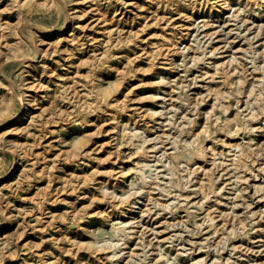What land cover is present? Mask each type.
Listing matches in <instances>:
<instances>
[{
	"label": "bare ground",
	"instance_id": "bare-ground-1",
	"mask_svg": "<svg viewBox=\"0 0 264 264\" xmlns=\"http://www.w3.org/2000/svg\"><path fill=\"white\" fill-rule=\"evenodd\" d=\"M37 1L39 0H5V6L0 8V142L4 141L5 145L3 146L13 155L12 165L5 167V162L2 157L3 152L5 154V150L3 151L1 149L3 146L0 144V227L6 228L15 221L17 228H19L18 238H9L7 234H2V237H0V264H7L8 258L12 261L9 264H61L59 262V254L63 249L62 238L69 239L72 242V245L65 250L69 252L70 258H72V256L76 258L74 264L80 262L81 264H133L134 262L138 264L135 257L140 253L134 250L137 246L130 250H125V248L130 246L129 243H132V238L135 239L140 237L141 234H135L136 227L143 221L144 217L149 216L152 211L151 207L148 206L149 203L154 202L160 205V208L163 210L169 209L170 207L167 200H161L162 196L154 195V193L157 192L155 189L159 188L161 193L170 194L171 191L166 187L168 183L170 187L182 189L173 183L172 178H169L165 186L159 185L160 180L158 177L160 176V171H163L162 175L164 176L170 173L168 171H172L171 173L174 174L176 166L178 165L177 162L182 160L187 164H195L199 166L198 168L203 167L202 164L208 159L212 162H217V157H221L222 163H225V159H227L226 156L232 154L230 158L231 162L227 164L234 169L235 173H233V175L236 180L239 181L241 177L247 179L246 175L240 174L239 168L248 166V158L255 155H264V150L258 141H253V137H250L249 141L245 144L235 142L234 139L237 138V132L235 130L237 129L228 130L227 126L229 123H226L222 128L226 131V136L222 138L221 143L223 147L226 145L225 147L229 150L222 151L220 154H218L219 152L217 153L215 145H208V141H213V137L212 133L204 127L193 130L192 136L194 137L192 140H180L176 137L169 147L164 141L165 138L169 137L171 134L170 128L167 126H173L175 122L168 117V115L164 116V120L166 119L165 122L159 119L162 115L168 113V108L175 107L176 102L173 95L167 97L159 93L150 94L160 101L159 106H161V108L153 109L152 107H144L142 114L135 115L137 110L143 107V105H137L139 103L138 99L142 96H138V93H135L136 85L132 84L129 86L125 84L124 78L119 75L121 70L120 66L114 69L113 80L109 81L106 85L103 83V75L108 69H111V65L115 58H124V65H122V67H126V64L131 63L135 57V53H137L135 45L141 44V40L147 38L143 33L147 29V26L149 24L160 25L161 22H159L157 18L151 23L146 21L134 30L132 27L127 31V34L119 33V27H105V29H107L106 33H104V29L101 32L103 35H106L105 37L107 39L102 41L101 47L93 49V52L90 54L81 55L72 60V62H80L86 67L87 71L81 72L75 69L73 72L69 73L62 71L66 68L60 61H57L55 66H49L43 58L48 57L49 54L60 52L57 50V45L59 43L72 44L79 50L84 48V42L80 41V33L84 31L87 24L76 25V22L82 15L88 12V9H84L83 12L79 13L77 5L78 3H85L89 0L41 1V3L48 2L50 4H55L59 11L64 10V12H67L63 26L57 30H46V28L43 27L44 25L41 26L37 22L25 17L22 8ZM248 1L259 3L260 9L257 7L252 8L249 10L252 11L251 13L242 16L241 12L244 10L242 5L246 6L249 2L244 3L241 0H237L236 2L233 0H151V5H149L147 9L162 5L166 6L170 11L176 4L179 6L180 12L183 11L182 9H188V11L185 21L181 24H169L171 16L164 20L169 26L165 27L167 26L165 24L161 27L163 38L161 42H157L152 50H150L152 51V56H149L150 60L155 61L154 58L160 54L165 56V58H171L173 55L182 54L183 62H186L188 56L195 62L200 60L201 57L207 53L206 47L202 49V46L197 41L189 42L185 44L184 47L181 46L182 42L185 41L187 37L190 35L196 36L200 33H203V37L207 36L212 38V43H209L210 48L208 51L215 55L220 48L225 46H219L213 43V36H218L223 30V34L226 35L225 45L233 41L228 40V34H231L234 29L232 26L229 27V24H235L236 28L239 30L242 29L238 32V35L243 36L248 46L252 47L254 43L252 39L255 37H259L260 39V37H262L261 34H264V0ZM236 3H239L240 6L233 7ZM68 4H73V6L68 9ZM231 9H233V11L231 14L227 15L225 19L220 17L225 10ZM5 11H12L13 18H6L3 20L2 15ZM107 12L108 9L103 10L97 20H100L102 17L101 21H113V16L106 17L105 14ZM203 15H211L213 18L199 19V17ZM232 20L236 22L229 23ZM218 21L219 23L215 24ZM114 22L120 23V20L116 19ZM25 25L30 27L36 26V40L39 41V43L35 44L36 54L22 56L21 51L23 48L29 43H33L32 37L25 35L22 30ZM75 27H79V33L73 32L71 36H62L68 29H74ZM226 27H229L228 30H225ZM243 30H245V35L242 34ZM194 31L195 33H193ZM246 32H249V34L246 35ZM148 33H150L148 36L149 38L154 34L151 33V31ZM51 37H56L55 42H46L44 46H41L40 43ZM220 40H223V38H220ZM149 42L152 44L154 43L151 38ZM117 47L121 50V54L119 55L113 52V49ZM184 48L187 52L184 51ZM247 49L248 47H244L243 44H240L236 52H247ZM254 49L263 56L264 40H260L259 46ZM142 50L144 51L145 47H142ZM156 50H158L157 53H155ZM222 50L224 51L225 49ZM147 51L149 50H145V52ZM233 52L230 53V61L238 57L234 55ZM38 53H40L39 56H42L40 61L43 63L38 71L39 73L33 72L28 68L32 66L34 62L39 61L37 59ZM225 56L226 55L222 53L217 56L219 59L214 61L215 67H221L218 61H221ZM225 61L226 59H223L222 62L225 64ZM261 61L262 63L260 64H256L255 61L253 63V76L258 72L261 74L254 77L252 86L255 81L261 80L262 82V80H264L263 57ZM15 63L20 65V69L23 67L18 74L24 75V83H22V81L16 83V80L9 72V68L13 67ZM173 67L177 66L173 65ZM173 70H175V68H173ZM25 72L28 74L25 75ZM156 72L159 73V71ZM55 75H59L58 78L60 80L57 82L52 80V77ZM239 76L240 79H242L243 75ZM181 77L182 74L179 73V75L172 80L182 81ZM221 77L222 79L220 82L222 84L226 83L228 77L225 74L221 75ZM38 78H40V80L35 81ZM164 79L165 77L161 76L159 80L161 81ZM170 86H172V84ZM40 89L44 90V93L40 94ZM168 93L171 94L170 91ZM218 93L216 92V94ZM63 101L70 103V105L61 106L60 103ZM170 104L172 105L171 107H169ZM229 105L230 104L226 106L224 111L230 108ZM234 108L237 109V112L233 115L237 118L238 112L241 110L239 106H235ZM94 112L102 113V116H105V120L112 123V127L107 129V131L117 134L118 137L115 146V160L112 161L115 165L110 169L104 170L107 177L94 176L103 171L93 167L91 172L87 174L75 175L72 173V178L62 182L63 186L52 188L49 174L44 185H35L33 193L24 198L33 203L32 209L38 211L35 217L36 225L33 229L41 234L40 242L46 243L49 241L50 243V249L48 250L51 252V255L46 257L48 251L44 248H42V251H37V249L23 237L28 226L27 219L25 217L21 219L16 217L25 212V207L22 205H11L13 200L21 196L19 194L20 190L23 189L25 185L30 186L35 172L34 165L39 161L38 153L31 151L30 148L27 147L26 141L23 140L29 135H35V132H33L35 126L47 123V121L44 120L45 117L54 118L55 121L59 120L61 123L57 127L50 128L51 133L56 134V136L58 135L59 143L63 144L68 142L71 146L54 152L52 159H58L57 157L64 160L75 157L87 159L91 156L90 154L93 150L104 147V143H100L95 147L93 146L95 141L91 144L89 143L94 133H97V131H104V129H102L103 125L97 126V131L95 130L91 133L80 130L79 134L71 138V141H67L66 136L61 133L63 130H67V133L75 130L74 128L77 121L84 127L85 123L90 121L89 117L92 116ZM215 114L216 122L222 119L221 114H218V112ZM146 115H151V118L144 123V126L139 125V120L144 119ZM257 116L256 114L252 115V120ZM69 118L73 119V123L68 125L66 120ZM229 118L230 117H228V121H231L232 119ZM190 120L192 125L196 124L194 118ZM65 124L68 126L66 127ZM249 130L251 131L252 129ZM16 136H18V140H15ZM226 137L228 139H226ZM134 138H136L137 141H134ZM123 144L134 145V153L136 155L134 159H132L131 162L133 163L131 165L125 164L130 155L123 152L121 148L124 146ZM161 148L163 149L162 156L157 154ZM185 151H189L191 157L181 159ZM166 155L174 160V164L170 166L161 163L163 168L158 169V162H165L163 157ZM110 158L111 156L108 159ZM22 159L25 161H22ZM92 159H96V157L92 156ZM55 162L56 161L50 162V164H48L49 168L52 166L54 167L56 165ZM81 162H83V160H81ZM156 169H158L156 172L157 174L152 173L153 170ZM192 172L193 170L190 169V174H192ZM134 173L140 175V181H137L131 176ZM74 176H76L75 178H77L79 183L75 184ZM90 183H93L94 186L92 189L95 191L85 192V195L87 194L88 203L81 205L79 208L74 207L71 210L69 221H66L63 212H56L48 209L50 205L64 199V197L60 198V196L53 193L55 192L54 190L60 192L66 189L69 194L73 193V200L70 201L71 205H73L76 197L80 195V193H76L77 189ZM177 183L181 187L180 180H177ZM194 185V188L201 189V191L204 192V184L200 179L197 180V183ZM252 185L255 186L256 190H262V188H264V185L261 183H253ZM239 189L243 190L241 187ZM104 201L110 203L115 209L99 210L100 205ZM138 208H140V210H137ZM99 212H102L103 218L109 221L111 229L110 234L102 238L97 234L91 233L92 219L88 217L91 216L88 214H96ZM136 212H139V214L131 217V214ZM205 213L209 219L210 226L217 231L218 223L215 219V215H212L210 208H207ZM45 214H47L48 218L43 220ZM84 218H86V220H84ZM244 218H246V216L237 218L238 221L236 224L239 223L241 227H245ZM262 220H264L263 216L258 220L253 219V222L256 225H261L260 222ZM3 221L5 224H3ZM72 223L76 224V227H71ZM166 223L168 224L167 226L175 225V222L172 221H166ZM51 227L54 229L53 233L48 232ZM155 232L160 235L159 230H155ZM164 232H166V230L162 231V233ZM47 235H49V237H47ZM167 237L168 236L163 239H157L156 242L158 246V258L161 260L170 255V249L162 247L161 242L164 239L166 240ZM12 243L13 245L10 246ZM149 243L151 242L149 241ZM21 249H24L26 254L25 257H22V260L20 257ZM80 249L86 250V253L92 258L90 262H82V259L79 258ZM178 253L179 252L171 254V258L168 257L166 260L167 263L224 264L217 259L208 263L206 256L192 258L191 260L186 259L181 262L180 260L182 258ZM5 261L6 263H4Z\"/></svg>",
	"mask_w": 264,
	"mask_h": 264
},
{
	"label": "rangeland",
	"instance_id": "rangeland-1",
	"mask_svg": "<svg viewBox=\"0 0 264 264\" xmlns=\"http://www.w3.org/2000/svg\"><path fill=\"white\" fill-rule=\"evenodd\" d=\"M41 1L43 0L24 6L22 11L25 17L37 22L41 26L44 25L43 27H45L46 30H57L61 28L64 24L67 12H64V10L59 11L55 4H50L48 2L41 3ZM233 1L236 2L237 0ZM241 1L244 3L249 2L246 6L242 5L244 8L241 12L242 16L251 13L252 11L249 10L252 8L257 7L260 9L259 3L250 2L248 0ZM5 3V0H0V8L4 7ZM149 5H151V0H89L85 3H78L77 9L79 13L83 12L84 9H88V12L82 15L76 22V25L87 24L84 31L80 33V41L84 42V48L79 50L72 44L59 43L57 45V50L60 52L49 54L48 57L43 59L49 66H55L57 61H60L66 68L62 70L63 72L66 71L70 73L75 69L86 72L87 70L84 65L78 61L72 62V60L76 59L78 56L90 54L93 52V49L101 47L102 41L107 39L105 37L106 35H103L101 32L104 29V33H106L107 29H105V27H119V33L127 34V31L132 27L134 30L146 21L151 23L157 18V20L161 22L160 25L149 24L147 29L143 32L147 38H149L148 36L150 35V33H148L149 31L154 33L150 36L154 43L152 44L149 42L150 38H143L141 44L135 45L137 53H135V57L131 63L126 64V67H122V65H124L123 57L115 58L111 65V69H108L103 75V83L106 85L109 81L113 80V71L117 66H120L121 70L119 75L124 78L125 84L129 86L132 84L136 85L135 93H138V96H142L138 99L139 103L136 104L138 106L143 105V107L139 108L135 115L142 114L144 107H152L153 109L161 108V106H159L160 101L150 94L159 93L167 97L173 95L176 102L175 107L168 108V113H165V115H162L159 119L164 120V116L168 115V117L175 122L173 126H167L170 128L171 134L169 137H166L164 141L169 147L176 137L180 140H192L194 137L192 136L193 130L204 127L212 133L213 137V141H208V145H215L217 153L219 152L218 154H220L222 151L229 150L225 147L226 145H224V147L221 145L222 138L226 136V131L222 128L226 123H229L227 126L228 130L237 129L235 130L237 132V138L234 139L235 142L245 144L249 141L250 137H253V141H258L264 150V80H262V82L261 80L255 81L252 86L254 77L261 74L258 72L253 76V63L255 61L256 64H260L262 63V57L264 59V54L262 56V54L254 48L259 46L260 40H264V34H261L262 37H260V39L259 37L253 38L252 40L254 43L251 47L248 46L243 36L238 35V32L242 29L239 30L236 28L235 24H229V27L232 26L234 29L231 34H228V40L233 41L225 45L226 35L223 34V30L218 36H213V43L219 46H225L220 48L215 55L208 51L210 48L209 43H212V38L207 36L203 37V33H200L196 36L190 35L181 44V46L184 47V45L189 42L197 41L202 46V49L206 47L207 53L202 56L200 60L195 62L188 56L186 62H183L182 54L173 55L171 58H165V56L161 54H156L157 56L154 58L155 61H151L149 56L152 54V51L150 50H152L157 42H161L163 38L161 27L166 24L164 20L171 16L169 24H181L185 21L188 9H182L183 11L180 12L179 6L176 4L170 11L166 6L162 5L147 9ZM72 6L73 4H68L67 8L70 9ZM238 6H240V4L236 3L233 7ZM105 9H108V12L105 14L106 17L113 16V21H101L102 17L100 20H97V18H99L98 16H100ZM233 9L225 10L220 17L225 19L227 15L231 14ZM2 17L3 20L6 18L11 19L13 18V12L5 11ZM202 18L211 19L213 17L211 15L199 17V19ZM116 19H119L120 23L114 22ZM232 22L234 23L236 21L232 20L229 23ZM217 23H219V21L215 24ZM169 24H166L167 26L165 27H168ZM229 27H226L225 30H228ZM22 30L25 35L32 37L33 43L31 42L26 45L21 51V55L36 54L35 44L39 43V41L36 40V26L30 27L25 25ZM79 31V27L68 29L62 36H71L73 32L79 33ZM193 33H195V31ZM242 34L245 35V30L242 31ZM247 34H249V32H246V35ZM220 38H223V40H220ZM55 40L56 37H51L40 44L44 46L46 42H55ZM240 44H243L244 47H248L247 52H236ZM142 47H145V50L149 51H143ZM222 49L225 50L223 51ZM184 51H186L185 48ZM113 52H115L116 55L121 54V50L118 47L114 48ZM157 52L158 50H156L155 53ZM231 52L238 56L236 57L237 59L233 61L229 60ZM221 53L226 55L225 58H223L226 59L225 64L222 62V59L218 61L221 67H215L214 61L219 59L217 56ZM39 55L40 53H38L37 57L39 61L34 62L32 66L28 67L31 71L37 73H39L38 71L43 64L42 61H40L42 56ZM173 65L177 67H173ZM19 66V64L15 63L13 67L9 68V72L16 80V83L20 81L24 83V75L18 74L23 67L20 69ZM173 68H175V70H173ZM156 71H159V73ZM179 73L182 74V81H173L172 79L177 77ZM24 74L27 75L28 73L25 72ZM223 74L228 77L224 84L220 82L222 79L221 75ZM239 75H243L242 79H240ZM58 76L59 75L53 76L52 80H55V82L59 81L60 79ZM159 76H164L165 79L160 81ZM38 80H40V78L35 81ZM171 84L172 86H170ZM43 91L44 90L40 89V94L44 93ZM169 91L171 94L168 93ZM216 92L219 93L216 94ZM228 104H230V108L224 111ZM60 105L66 106L70 105V103L63 101ZM171 106L170 104L169 107ZM235 106H239L241 110L238 112L237 118L233 115L237 112V109L234 108ZM216 112L222 116V119L217 122L215 121ZM254 114L259 117L257 116L252 120V115ZM228 117L232 120L228 121ZM150 118L151 115H146L144 119L139 120V125L144 126V123ZM191 118L196 120L195 125H192ZM89 119L90 121L85 123L84 127L77 121L74 128L75 130L68 133L67 130H63L61 133L66 136L67 141H71V138L79 134L80 130L91 133L96 130L97 126L103 125L102 129H104V131L98 132L96 130L97 133L92 135L89 143L91 144L95 141L94 147L98 146L100 143H104V147L93 150L90 154L91 156L87 159H82L80 157L69 158L67 160L59 157H57L58 159H52L54 152L71 146L68 142L63 144L59 143L58 135L56 136V134L51 133L50 128L57 127L61 123L59 120L55 121L54 118L45 117L44 120L47 121V123L35 126L33 128L35 135H29L23 140L26 141L27 147L30 148L31 151L38 153L39 161L34 165L35 172L30 186L25 185L23 189L20 190L19 194L21 196L13 200L11 205H22L25 207V212L16 217L18 219L23 217L27 219L28 226L23 237L26 241H29L37 251H42V248L48 251L46 257L51 255V252L48 250L50 249V243L49 241L46 243L40 242L41 234L33 229L36 225L35 217L38 211L32 209L33 203L24 198L33 193L35 185H44L49 174L52 188L63 186L62 182L72 178V173L75 175L87 174L91 172L93 167L103 171L94 176L100 177L107 175L104 170L110 169L115 165L112 161L115 160V146L118 137L117 134L107 131V129L112 127V123L106 121L102 113L94 112ZM165 121L166 119L164 122ZM66 122L69 125L73 123V119L69 118ZM65 125L66 127L68 126L67 124ZM249 129L252 130L250 131ZM15 138V140H18V136ZM226 139L228 138L226 137ZM133 140L137 141L136 138ZM0 144L3 146L5 142H0ZM121 148L124 153L130 155L125 164L131 165L133 163L131 161L136 155L134 153V145L127 144ZM1 149L3 151L5 150V154L3 152L2 156L5 167L11 166L13 155L4 146ZM169 149L173 150L172 148ZM162 152L163 149L161 148L157 154L162 156ZM92 156L96 157V159H92ZM110 156L111 158L108 159ZM231 156L232 154L226 156L227 159H225V163H222L221 157H217V162H212L208 159L209 161H205L202 164L203 167L200 168L195 164H187L182 160L177 162L178 165L176 166L174 174L171 173L172 171H168L170 173L164 176L162 175L163 171L159 172V185L165 186L169 178H172L173 183L182 189L170 187L169 183L166 187L171 191L170 194L161 193L159 188L155 189L157 192H155L154 195L162 196L161 200H167L170 207L169 209L163 210L160 208V205L154 202L149 203L148 206L151 207L152 211L149 216H145L143 221L136 227L135 234H141L140 237L135 239L132 238V243H129L130 246L125 248V250H130L137 246L134 250L140 253L135 257L138 264H170L167 263V258H171L170 255L177 252H179L178 255L182 258L180 260L181 262L186 259L191 260L192 258L206 256L208 263L217 259L224 264H264V220L260 222L261 225H256L253 222V219L258 220L261 216H263L264 219V188H262V190H256L255 186L252 185L253 183H261L264 185V155H255L248 158V166L239 168L240 174L246 175L247 179L241 177L239 181H237L233 175V173H235L234 169L227 164L231 162ZM189 157H191V153L185 151L181 159ZM81 160H83V162H81ZM163 160H165V162H158V169L163 168L161 163L170 166L174 164V160L167 155L163 157ZM22 161L25 160L22 159ZM53 161H56V165L49 168L48 164ZM158 169L153 170L152 173H156ZM190 169L193 170L192 174H190ZM131 176L137 181L141 180L139 174L134 173ZM75 177L76 176H74L75 184H77L79 181H77ZM199 179L204 184V192H202L201 189L194 188V184L197 183ZM177 180H180L181 187L178 185ZM93 186V183H90L78 188L76 193H80V195L76 197L73 205H71L70 202L73 200V193L69 194L66 189L60 192L54 190L55 192L53 193L60 196V198L64 197V199L50 205L48 209L56 212H63L66 221H69L71 210L74 207L79 208L81 205L88 203L87 194L85 195V192L95 191L92 189ZM240 187L243 190H240ZM113 207L114 206H111L110 203L104 201L100 205L99 210H113L115 209ZM207 208H210L212 215H215V219L218 223L217 231L210 226L209 219L205 213ZM137 210H140V208ZM138 214L139 212L131 214V217ZM88 215H91L88 217L92 219L91 233L97 234L101 238L110 234L111 229L109 221L103 218L102 212ZM244 216H246V218H244L246 226L241 227L239 223L236 224L238 221L237 218H243ZM47 218L48 216L45 214L43 220ZM86 218H84V220H86ZM166 221L175 222V225L167 226L168 224ZM3 224H5L4 221ZM71 227H76V224L72 223ZM155 230H159L160 235L155 232ZM165 230L166 232L162 233V231ZM53 231L54 229L51 227L48 232L53 233ZM0 234V237H2V234H7L9 238H18L19 228H17L16 222H12V224L6 228L0 227ZM166 236H168L167 239L161 241L162 247L169 248L170 255L161 260L158 258L159 254L156 242L157 239H163ZM47 237H49V235H47ZM61 241L63 243V249L59 254V262L61 264H74L76 258H73L74 256L70 258L69 252L65 250L72 245V242L65 238H62ZM149 241L151 243H149ZM12 245L13 243L10 244V246ZM24 251V249L20 251L21 260L22 257L26 256ZM79 258L82 259V262H90L92 260L85 249L79 250ZM7 262V264H9L12 261L8 258ZM4 263H6V261ZM76 264H81V262ZM133 264L136 263L134 262Z\"/></svg>",
	"mask_w": 264,
	"mask_h": 264
}]
</instances>
